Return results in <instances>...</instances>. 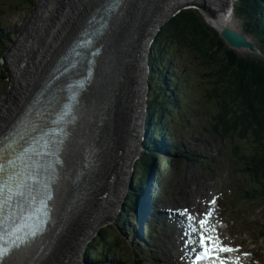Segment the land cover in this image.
I'll return each mask as SVG.
<instances>
[{"label":"trees","instance_id":"trees-1","mask_svg":"<svg viewBox=\"0 0 264 264\" xmlns=\"http://www.w3.org/2000/svg\"><path fill=\"white\" fill-rule=\"evenodd\" d=\"M262 3V0H239L236 9L248 30L261 41L264 53V39L259 30ZM151 64L150 133L155 131L154 121L164 118L188 134L200 129L201 114L196 110L178 116L169 110L177 95L188 91L195 100L201 99L200 105L212 107L207 119L210 131L225 145L234 161V173L241 174L243 197H254L256 183L264 196V54L249 59L238 55L227 48L199 9L186 8L158 33ZM0 71L6 76L4 69ZM146 144H151L148 139ZM153 153L141 154L138 159L135 172L141 175L135 174L136 185L146 177V164L154 161ZM132 195L130 191L128 200ZM129 209L127 205L123 212L126 214ZM124 218L117 225H123ZM111 228L110 224L104 225L90 240L89 250L95 260L89 259L88 264H105V249L120 248L122 237L114 235Z\"/></svg>","mask_w":264,"mask_h":264},{"label":"bare ground","instance_id":"bare-ground-1","mask_svg":"<svg viewBox=\"0 0 264 264\" xmlns=\"http://www.w3.org/2000/svg\"><path fill=\"white\" fill-rule=\"evenodd\" d=\"M46 1V0H45ZM48 1V0H47ZM94 0H53L52 6L50 5L46 7V11L42 15L45 16L47 14V20L45 21L43 28L46 30L49 28V21L56 19L58 17H63L65 15L72 14L76 12L75 9L67 8L66 6H73L79 12L77 13L79 16L82 8H84L85 4L91 3ZM169 1V9H172L174 6H177L181 3H195L202 7V10L204 12V16L207 14V18L209 23H211L213 26H215L217 29L221 30L224 28H229L232 30H235L236 32L243 34L241 30H243L241 27L238 26V21H236V17L231 12L225 14L222 10V0H168ZM76 2V4H74ZM141 2V11L148 17L147 14H151L152 17L148 21L146 19V22L143 24H140V29H143L145 26H147L148 30H151L156 26V24L167 15V12L163 6H160V4L163 2V0H149V9L145 10L143 2ZM45 3V2H44ZM48 4V3H47ZM151 4V6H150ZM46 6V5H44ZM42 7L40 10L42 11ZM89 6V4H88ZM139 7V6H138ZM48 8V10H47ZM132 9V8H131ZM85 10V9H83ZM87 10V9H86ZM125 10V9H124ZM123 10V11H124ZM127 10V7H126ZM133 10V9H132ZM140 11V9H138ZM128 11V10H127ZM134 12V11H133ZM213 12L214 16H211ZM82 13V12H81ZM84 13V12H83ZM126 13V12H124ZM127 14V13H126ZM81 15V14H80ZM40 18V19H41ZM128 18V17H127ZM38 16H36L35 19H33L32 27L27 30V33L25 34L26 40H21L19 43V51L18 56L15 58L16 52L14 51L11 55L8 56V61L11 62L10 64L14 66L12 69L13 73L12 75L15 78L14 86V94L12 101L8 99L10 95L6 97L2 101V106L6 104L5 109H8L9 111L13 106L12 103H16V100L18 102L22 101V92L25 91V95L23 97V100L30 94L32 91L35 83L37 82V79L39 78L42 70L47 65L48 61L51 59V57L55 54L56 50L62 45L64 42L63 35V28L71 23V16H67L65 20H62V22L59 23V25L54 29V31L49 35H38V39L34 43L35 38V29L39 24ZM61 18H58V21ZM68 19V20H67ZM74 19V18H73ZM76 19V18H75ZM67 20V22L64 24V22ZM118 20V18H117ZM75 21V20H74ZM74 21L72 22V26L74 24ZM78 21V20H77ZM76 21V22H77ZM133 21V19H132ZM131 21V22H132ZM115 21H113L114 23ZM127 23H130L127 19L124 21V25ZM135 22V20L133 21ZM112 23V24H113ZM64 24V25H63ZM111 24V25H112ZM118 24V23H117ZM122 24V21L121 23ZM63 25V26H62ZM3 26V25H2ZM117 26V25H116ZM120 26V25H118ZM114 28V26L112 25ZM68 28V25H67ZM72 28V27H71ZM69 29V33L70 30ZM110 28V27H109ZM120 28V27H118ZM73 29V28H72ZM67 30V29H66ZM111 31V30H110ZM114 31V30H113ZM58 34V35H57ZM246 34V33H245ZM245 40H254L251 36L245 35ZM111 35V34H110ZM23 36V35H22ZM49 40L46 45L42 48L41 53H39V47L43 45V41L45 38H48ZM105 38V37H104ZM20 39V38H19ZM110 38L108 37V40ZM23 41V42H22ZM34 45V51L33 53H30V49ZM29 54L32 56V62L37 60V64L35 66L36 70L33 71H27V66L25 67L24 64H19V59L25 58L24 56ZM251 56V55H247ZM19 58V59H18ZM31 59V58H30ZM23 62V61H22ZM31 62V61H30ZM33 64H35L33 62ZM34 66V65H33ZM33 69V68H32ZM122 78V77H121ZM121 78L117 77L116 80L112 83V85L109 87L108 93L106 95V99L102 101L99 105L97 102V89H95L94 93L93 91L88 94V101L85 100L82 108V117H87V124H86V130H87V137L89 134V131L91 130V124H90V117L94 115L96 111L99 112L100 118L97 121V125L94 129V140L97 141L99 156L97 160V165L95 166L94 172L92 174L91 182L89 183L90 187L86 191L85 189V197L82 202V205L80 209L78 210V216H80V222L78 223V216L76 218V222L74 223V226L78 227V229L72 230L73 237L72 240L69 241V243H66L67 250H65V254L68 255L69 251L68 249L71 246H74L76 240L83 241L84 234H87L91 232L94 225H96L100 220H104L105 218H109L110 215L115 211L114 207L116 205V202H120V194L123 192V189L127 186V178L129 177L128 173L131 172V164H132V157L134 156L133 153L136 152V148L139 147L140 143L136 139L137 134L142 133V129L139 126V123H141V112L139 110L140 108V94L138 91H133L129 95H125V102L127 103L128 107L133 111V113L138 117L139 122L135 123L132 128L128 127V125L124 122L122 118V113L120 112V93L124 91L125 87H118L117 85L120 83L119 81ZM18 83H17V82ZM125 85V82L123 83ZM123 85V86H124ZM88 92V91H87ZM93 94V95H92ZM170 95V94H169ZM17 108L13 111L16 112ZM11 112V111H10ZM13 112V114L15 113ZM197 112V111H196ZM12 114V113H11ZM3 117V116H2ZM2 125L0 126V132L5 126V122H1ZM125 129L132 130V133L135 131L137 134H130V139H124L123 133L121 130V126ZM193 125V124H192ZM199 125V124H198ZM199 128V127H198ZM183 129V128H182ZM75 133V132H74ZM85 134V132L82 133L81 139H84L82 136ZM129 138V137H128ZM87 139V138H85ZM199 139H201L199 137ZM149 140V139H148ZM203 140V139H202ZM120 141V142H119ZM120 144V145H119ZM152 145V144H150ZM199 145V144H197ZM123 148V154L116 155L118 153V147ZM115 148V149H114ZM114 150V151H113ZM155 153V152H154ZM150 155V154H149ZM63 156L66 157L67 160L70 156V145L69 143L66 144L64 150H63ZM146 157V156H145ZM115 163H117L118 168L115 170ZM67 169V167H65ZM114 172V173H113ZM112 175V176H111ZM138 179V178H137ZM129 186V185H128ZM127 186V187H128ZM56 192H57V198L54 202V205L56 209L64 203L66 200L68 193H69V184L65 179H61L58 184H56ZM107 192V194L103 197H100V195ZM57 201V202H56ZM112 205V207H111ZM112 208V209H111ZM124 213V212H123ZM133 213V212H132ZM104 218V219H103ZM73 220V219H72ZM118 220V219H117ZM105 222V221H104ZM118 222V221H117ZM108 225V224H107ZM76 227V228H77ZM64 228V227H63ZM72 229V228H71ZM77 230V231H76ZM65 230H62L61 233L56 237L57 238L60 235H63ZM71 234V233H70ZM129 236V235H128ZM55 240V242H56ZM61 240V238H60ZM53 243L57 249L63 245L60 243V246H58V243ZM59 242V241H58ZM53 244H49L46 246V249L43 253H41L38 257H36L34 260H32L33 256H35L38 252L39 247L34 246L30 248L28 251L22 253L16 262L19 264H44L42 263V258H47L45 261V264L48 263L51 258L56 259V254L59 255L58 261L61 259V261H57L55 264H67L70 262V260L73 257V251L71 249L72 257L70 258L66 257L64 255V251L56 252L55 254H50L49 252L53 251ZM82 243H76L74 246V249L80 248ZM151 245V244H150ZM153 248V247H152ZM57 249H54V251H57ZM144 251V250H142ZM85 254V253H84ZM74 256H77V253H74ZM29 257V262L27 263V259ZM81 257V256H80ZM85 257L82 256V259Z\"/></svg>","mask_w":264,"mask_h":264},{"label":"rangeland","instance_id":"rangeland-1","mask_svg":"<svg viewBox=\"0 0 264 264\" xmlns=\"http://www.w3.org/2000/svg\"><path fill=\"white\" fill-rule=\"evenodd\" d=\"M52 1L53 0H48V1L44 0L43 1V6L44 5H46V6H44L42 8V11H41L40 10V8L42 7V3H41L40 6H39L38 12L31 18L33 12L30 13V8L28 7V4H26L25 2H21L20 3V1H18V0H0V34H6L7 32H10V31H16L18 33L14 34L13 39H15V38H17L19 36L15 40L11 50L6 54V64L8 65V67L10 69V71L7 72L8 73V77H6L7 73H6V76L5 75L3 76V75H1V71H0V126L2 125L1 122H3V121L6 122L7 119L13 114V112H15L13 110L15 109L16 104L18 102L16 100V103H12L11 106H13V107L10 110L11 112L8 110L10 107L8 109H5L4 106H6V104H4L2 106V101L4 99H6V97L8 95H10L8 97V99L10 101H12V98H13L12 96H13L14 90H15V86H14L15 78L12 75L13 73H11L12 69L14 68V66H12L10 64L11 62L8 61V56L11 55L14 51L16 52L15 58H16V56H18L17 52L19 51V44H20L19 42L21 40H23V41L26 40V38L24 36L27 33V30L32 27L33 19H35L36 16H38V18L40 19L42 17V15L44 14V12L46 11V7L48 6V8H49L50 5L52 6ZM140 1L141 0H128L125 3L122 4L121 9L122 10L125 9V10L118 17L113 19V21H115V22L113 23V21H112L111 24L113 23L112 25L114 26V28L110 24V26H109L110 28H108V30L106 31V33L104 34V36L102 38V42L103 43H111L112 42L114 36L118 33V30L120 29L118 27L122 26L123 22L127 20V17H129L133 13V11H135L136 9H140V11H141L142 6H141V2ZM74 4H76V2ZM89 5H90V3H89ZM150 6H151V4H150ZM190 6H193V5H190ZM66 7L75 9L76 12H74L73 15L69 14V15H65L63 17H58V18H61L59 20V22H57L58 18L49 21V28L46 29V30L43 28V25H44L45 21L47 20V14L45 16H43V18H41L39 20V24L36 27L37 29H35L34 43L38 39V37H39L38 35H40V36L49 35L50 36V34L59 25V23L62 22V20H65V18L67 16H71V23L67 24L68 28L69 29L71 27L73 28L76 25V23L79 21V19L81 18L83 12H85L86 9L89 6H88V4H85L84 8H82V10H81L82 13L80 12L81 15L79 14V16H77L78 15L77 13L79 12V10H77V6H76V8L73 7V6H69V5L66 6ZM126 7H127L128 11L126 10ZM193 7H196V6H193ZM48 8H47V10H48ZM83 9H85V10H83ZM198 9L204 15V11L202 10V7L199 6ZM124 12H126L127 14L124 13ZM147 15H148V17L144 14L146 19L149 18L148 19V21H149L150 18L152 17V15L151 14H147ZM169 16H173V15L170 14ZM117 18H118V20H117ZM235 19H236V21H238V23H237L238 26L243 29V30H241L243 32L244 31L243 25L246 27L245 23L243 22V24H242L241 20H239L237 17ZM67 20L64 22V24L67 22ZM128 20H129V22L132 21V19H128ZM162 20H164V19H162ZM73 21H74V24L72 26V22ZM121 21H122V24H120ZM166 23H167V21L165 22V24ZM126 24H128V23L126 22ZM67 25L63 28V33L65 34V35H63L64 40L66 39V37L69 34V29L67 28ZM118 25H120V26H118ZM71 31H72V29H71ZM244 32L254 39V37L250 33L246 32V31H244ZM19 33H20V35H19ZM49 36H48V38H45L44 40H42L43 41V45L41 47H39V50H38L39 53H41L42 48L44 47V45L47 44V42L49 40ZM108 37L110 38L109 40H108ZM50 38H51V36H50ZM33 51H34V45L30 49V53H33ZM24 57L25 58H23V60L21 58L20 59L18 58L20 60L19 64H21V65L24 64L25 67L27 66V71H33L34 72L36 70L35 66L37 64V60L35 61V59H34L33 62L35 64H33L32 56L30 54H29V56L26 55ZM250 57L247 56L245 58L249 59ZM0 69H1V67H0ZM42 75H43V71L40 74L38 79H40ZM121 77L122 76H119V78H121ZM119 82L120 83L117 85V88L118 87H125V85L123 84L124 83L123 78H121V80ZM94 88L95 87H92L90 89V91L85 93V99L87 98L88 94H90L92 91L94 93V91L96 89V88L95 89ZM22 95H23L22 96V101H23V97L25 95V91L22 92ZM97 99H98L97 102H99L98 91H97ZM105 99H106V96L101 100V102L104 101ZM124 104H126V102L123 99H121L120 100V105H124ZM139 126H140V123H139ZM122 133H123V138L124 139L126 138L128 140L130 139V134L131 135L132 134H135V135L137 134V132L134 131L132 133V130L128 131V129H126V131L122 132ZM82 137L84 139L88 138L87 137V133L85 132V134H83ZM200 138L201 139H199V137H192V138L191 137H187V138H185L184 146L189 148L190 150H195L196 152H203V151H207V150H214V151H220L221 150L220 142H217L214 138L207 139L206 136H204L203 138L202 137H200ZM138 141L140 142V138L138 139ZM141 141H143V140H141ZM197 144H199V145H197ZM117 147H118V153H116V155L123 154L122 153L123 152V150H122L123 148H121L119 146H117ZM142 150H143V148H141L140 145H139V147L136 148V150H135L136 152L133 153L134 156L132 157V161H133L134 158H135V160L137 158H139ZM137 151L139 152V154L135 155L137 153ZM134 167H135V164L133 166L131 164V168H130L131 172L128 173L129 177L127 178L128 182H130L129 179H131V177H132V173H133ZM117 168H118L117 163H115V170ZM177 170H178V173H176V182H177L176 183V188H177L176 190L177 191L184 192V191L196 189V187H197V190L199 192L206 194L208 192V187L210 185H216V184H219L222 181L227 184V188L229 187L230 190H235V186L232 185V183L230 182V179L228 178L226 172L223 171V170H219V171H217L216 174H214L212 172H209L206 169H203V167H202V165L200 163L185 162V161L179 163V168H177ZM162 172L171 173L172 172L171 165L167 164L162 169ZM137 175L139 176L140 174H137ZM89 182H90V178L88 180V183ZM90 185H89V187H90ZM128 185H129V183H128ZM127 186L123 189V192L119 195L120 196V202L119 201L116 202V205H120L121 210L118 211V212L115 210L110 215V217L108 219L107 218H105V219L103 218L104 220H100L96 225H94V227L91 230V232L88 233V235H89V234L95 232L96 229H98L104 223V221L106 222V221L110 220L109 224L112 227L111 228V232L114 235L122 237L121 244H128L129 247H131L129 249L113 248V249L107 250V254L109 256L107 258L108 262H109L108 264H134V258L136 256V253L141 252L146 257H148L149 255H152V254L149 253V250H150V252H153V251H151V249L154 248L155 242L157 241V239H156L157 236H154V237H152L153 242H150L151 245L150 244L149 245H144L141 248V250H135V249H133V247L135 246L133 244V241L135 239H133L132 241L129 239V237H134V234L131 233L130 231H125V229L119 228L117 226V221L122 216L121 213H122V209L124 208L126 192L129 189V186L128 187ZM87 187H88V184H87ZM89 187L86 189V191L89 189ZM139 193H140V190H139ZM233 193L235 194V192H233ZM111 207H112V205H111ZM79 208H80V206H79ZM79 208H78V210H79ZM114 209H115V207H114ZM78 210H77V212H78ZM224 210H225L226 216H228V223L224 224V227L227 229V231L230 232L231 238L234 239L236 241V243H242V244L247 245L249 248H251L253 250V252L260 259V261H261L260 264H264V238L261 237L260 232L255 229L256 226H259L261 228L264 226V201L262 199H259L257 203H253L252 204V203H248V202H246L244 200H241V201L238 202V208H237L236 213H235V210H233L228 204L226 205ZM76 213L74 214V216L76 215ZM124 215H125V212H124V214H123V216L121 218H123ZM74 216L72 217V219L74 218ZM72 219L64 226L65 231H64L63 235H60L57 238L55 243H58V246H60L61 240L62 241L63 240H71L72 237H73V233L71 232V230L78 229L77 226H76L77 228L76 227H71ZM136 219H137V213L136 212H133V213L131 212V213L128 214V218L126 219V222L128 223V222H130V220H136ZM79 222H80V216H78V223ZM100 228H102V226ZM100 228H99V230H100ZM88 235L84 234L83 241L79 242V240H76L75 244L76 243H82V245L80 246V248H77V249L76 248L74 249L75 244H74V246H71L68 249V251H69L68 255H66L67 253L65 254V252H66L65 250H67V248H68L66 243H69V242H65L63 245H61V247L59 249H57L55 247V245L53 244L54 245L53 248L57 249V251H54V249H53V251H51L49 253L50 254H55L56 252L64 251V255H66L64 258H66V257L70 258L69 256L72 255V253H71V249H72L73 257L71 256L72 259L67 264H87L86 263V258L82 259V256L85 257V254H86V253L84 254V251H86V247L88 245V244H85ZM60 238H61V240H60ZM142 250H144V251H142ZM75 252L77 253V256H74ZM55 256H56V259L53 260V258H51V260H49L47 264H55L58 261V259L60 258L59 255H57V254ZM44 260L45 261L47 260L46 256H45V258H42V261H43L42 263L45 264ZM59 261H61V259ZM144 264H176V262H174L172 259L168 258V256H166L165 253L158 252L156 255H153L150 259L144 261Z\"/></svg>","mask_w":264,"mask_h":264},{"label":"water","instance_id":"water-1","mask_svg":"<svg viewBox=\"0 0 264 264\" xmlns=\"http://www.w3.org/2000/svg\"><path fill=\"white\" fill-rule=\"evenodd\" d=\"M230 1L235 0H222V10L228 15ZM199 7L197 4H179L169 9V1L163 0L160 6H163L167 12V15L160 20L154 28L151 30L145 27L141 33L138 29L133 27H126L115 43L113 50L105 56L99 59V81L103 91H106L108 86L112 83L114 78L127 71V76L130 81V89H138L143 95L147 92V63H148V52L156 34L162 29L166 21L170 20L180 10L185 8H196ZM205 12V11H204ZM172 14L173 16H169ZM213 15V12L211 14ZM207 23L214 28L219 37L225 42L227 48L234 50L238 54H253L255 56L260 55V49H257L254 40H244V34H240L235 30L224 28L217 29L211 23H209L207 14L205 15ZM164 23V24H163ZM163 24V25H162ZM142 34V37H141Z\"/></svg>","mask_w":264,"mask_h":264},{"label":"snow or ice","instance_id":"snow-or-ice-1","mask_svg":"<svg viewBox=\"0 0 264 264\" xmlns=\"http://www.w3.org/2000/svg\"><path fill=\"white\" fill-rule=\"evenodd\" d=\"M2 165H0V169H2ZM4 187L0 185V203L3 201ZM211 203H215V198ZM187 211V210H184ZM212 216V210L210 209L207 213L203 214V219L199 221L200 225V234H199V247L200 251L196 254L195 260L193 264H199L200 261H211V264H227V262L220 257V253L231 252L233 249L228 246H224L222 242L219 241L218 236L213 237L211 235H207L205 232V227L209 222L210 217ZM188 219L190 221L195 218L189 215ZM191 227V225H190ZM36 233H33L35 235ZM8 251V249L0 250V254ZM234 264H239V261H235Z\"/></svg>","mask_w":264,"mask_h":264}]
</instances>
